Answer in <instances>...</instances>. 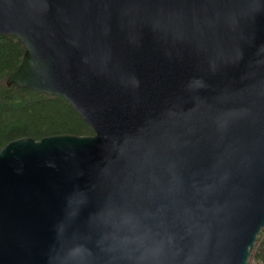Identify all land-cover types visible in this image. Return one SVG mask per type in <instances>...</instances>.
<instances>
[{"label":"water","instance_id":"1","mask_svg":"<svg viewBox=\"0 0 264 264\" xmlns=\"http://www.w3.org/2000/svg\"><path fill=\"white\" fill-rule=\"evenodd\" d=\"M7 86L93 134L0 149V264H248L264 228V0H0Z\"/></svg>","mask_w":264,"mask_h":264},{"label":"trees","instance_id":"2","mask_svg":"<svg viewBox=\"0 0 264 264\" xmlns=\"http://www.w3.org/2000/svg\"><path fill=\"white\" fill-rule=\"evenodd\" d=\"M23 53L24 47L16 37L0 36V149L22 137L40 140L59 134L92 135V129L64 98L5 84L18 68ZM248 264H264V228Z\"/></svg>","mask_w":264,"mask_h":264}]
</instances>
